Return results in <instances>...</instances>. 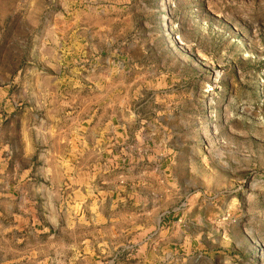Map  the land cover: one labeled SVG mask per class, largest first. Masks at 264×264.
I'll return each instance as SVG.
<instances>
[{"label": "rangeland", "instance_id": "rangeland-1", "mask_svg": "<svg viewBox=\"0 0 264 264\" xmlns=\"http://www.w3.org/2000/svg\"><path fill=\"white\" fill-rule=\"evenodd\" d=\"M109 102L171 136L154 143L179 232L146 264H264V0H0V120L34 139L32 165L59 120ZM18 242L0 239V264H43ZM134 249L81 264H137Z\"/></svg>", "mask_w": 264, "mask_h": 264}, {"label": "crops", "instance_id": "crops-1", "mask_svg": "<svg viewBox=\"0 0 264 264\" xmlns=\"http://www.w3.org/2000/svg\"><path fill=\"white\" fill-rule=\"evenodd\" d=\"M74 119L59 120L60 136L39 168L34 139L17 120H0V239H27L43 264L53 254L81 264L83 256L130 248L137 264L148 263V243L155 250L156 238L179 232L170 210L179 189L154 143L167 125L114 102Z\"/></svg>", "mask_w": 264, "mask_h": 264}]
</instances>
